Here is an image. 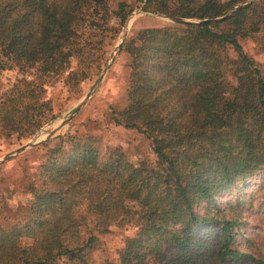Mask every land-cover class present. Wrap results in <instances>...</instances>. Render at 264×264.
Returning <instances> with one entry per match:
<instances>
[{"label":"trees","instance_id":"16d2710c","mask_svg":"<svg viewBox=\"0 0 264 264\" xmlns=\"http://www.w3.org/2000/svg\"><path fill=\"white\" fill-rule=\"evenodd\" d=\"M136 1L167 17L217 19L122 39L125 104L36 146V180L17 214L0 219V264H94L99 235L114 228L132 233L97 264H264V70L240 44L264 25V0ZM129 11L124 1L111 10L108 0H0V72L16 73L0 93V136L20 142L52 119L60 105L46 88L69 96L91 78ZM91 121L139 133L149 156L132 162L80 132ZM259 174L260 195L238 191Z\"/></svg>","mask_w":264,"mask_h":264},{"label":"rangeland","instance_id":"374dc122","mask_svg":"<svg viewBox=\"0 0 264 264\" xmlns=\"http://www.w3.org/2000/svg\"><path fill=\"white\" fill-rule=\"evenodd\" d=\"M119 1L126 2L130 11L120 26L115 39L108 46H103L101 54L104 56H102V63L97 72L91 78L84 80L79 86L73 88L68 94L69 96H66V92L59 88V84H54L53 87H47L44 95L46 98L52 100L53 103L55 102L57 105H60L59 107L54 106L58 112H56V115L52 119L35 130L28 139L17 142L13 141V138H3L0 136V160L20 145L43 139L48 130L56 127L84 99V104L75 115L51 135L62 132L64 127L72 120L81 122L90 117V119L96 116L100 117V114L107 111L108 106L114 109H120L125 104L126 56L123 52L119 51V48L116 49V45L126 35L130 34L132 29L159 25L170 20L165 15L142 10V3L136 0H108L110 9H114L116 3ZM137 9H140V11L131 15ZM127 18L130 19L126 30L123 31V25ZM116 22V19L113 17L109 21L114 27H117ZM122 34L124 36L121 39ZM240 44L243 51L253 59L259 68L264 70V25H262L258 34L240 40ZM15 77V70L0 72V93ZM95 124L96 122H87L85 127L79 126V130L83 133L84 131L81 129H88L94 133L98 137L101 145L120 146L124 154L132 162H137L141 158L149 156L147 142L139 133L124 129L120 126H108L107 129L99 126L93 128ZM38 144L12 154L10 157L0 161V219L12 218L17 214L20 210L19 205L25 199V196H27V192H25L27 183L36 180L35 171L37 165L41 162V149H36ZM261 178L262 174H259L251 177L247 181H243L238 191H251L254 194L260 195V191L256 190V184ZM6 193L7 195L14 196V200L12 199L13 201L11 203L9 201L7 204L5 203ZM236 195L238 193L232 191L225 196L232 200ZM252 212L245 213V219L248 220L249 224L256 220L252 217L253 215L250 216ZM255 213H259V211H255ZM258 225L260 227L259 235L261 237L259 241L263 242L264 221L261 220ZM131 233V229L128 228H114L111 232L99 235V245L91 252L93 263L97 264L103 259H115L117 250L122 246L124 239L131 235ZM25 241L28 242L29 240L25 239ZM260 254H264L263 251H260Z\"/></svg>","mask_w":264,"mask_h":264},{"label":"water","instance_id":"95a60500","mask_svg":"<svg viewBox=\"0 0 264 264\" xmlns=\"http://www.w3.org/2000/svg\"><path fill=\"white\" fill-rule=\"evenodd\" d=\"M139 11H140V9H137L135 12H132L131 15H134V14H136V13L139 12ZM167 18H168L170 21H172V22H176V23H187V22H191V21H192V22H205V21H207V20L212 21V20H216V19H217V18H214V19L190 20V19H185V18H180V17H167ZM129 19H130V18H127V19L125 20L124 25H123V31L126 30V27H127V24H128ZM123 36H124V34H122L121 39H122ZM119 44H120V43H118V44L116 45V49L119 48ZM84 102H85V99H84V101H82L79 105H77V106L71 111V113H70L67 117H65L62 121H60V123H58V125H56V127H53V128H51L50 130H48V131L46 132L45 137H44L43 139H41V140H39V141H36V142H27V143H25V144H23V145H20L19 147H17L16 149H14L12 152H10V153H8L7 155H5L0 161H3V160L6 159L7 157H10L12 154L18 153V152H20V151H22V150H24V149H26V148H28V147H32V146H34V145L40 143L41 141L47 139V138H48L52 133H54V132H55L60 126H62V125L65 124L66 122H68V121H69V120L75 115V113L80 109V107L84 104Z\"/></svg>","mask_w":264,"mask_h":264},{"label":"bare ground","instance_id":"6f19581e","mask_svg":"<svg viewBox=\"0 0 264 264\" xmlns=\"http://www.w3.org/2000/svg\"><path fill=\"white\" fill-rule=\"evenodd\" d=\"M42 137V136H41Z\"/></svg>","mask_w":264,"mask_h":264}]
</instances>
